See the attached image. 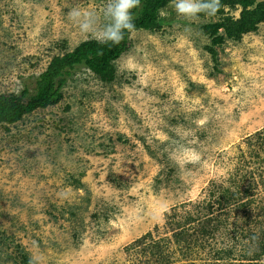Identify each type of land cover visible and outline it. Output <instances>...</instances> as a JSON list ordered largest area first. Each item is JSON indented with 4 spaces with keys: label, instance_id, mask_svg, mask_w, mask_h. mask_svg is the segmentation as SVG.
Here are the masks:
<instances>
[{
    "label": "rangeland",
    "instance_id": "1",
    "mask_svg": "<svg viewBox=\"0 0 264 264\" xmlns=\"http://www.w3.org/2000/svg\"><path fill=\"white\" fill-rule=\"evenodd\" d=\"M104 2L0 0V94L94 40L66 13ZM240 11L169 4L112 82L78 69L61 102L0 124V264H264V22L214 47L202 29Z\"/></svg>",
    "mask_w": 264,
    "mask_h": 264
},
{
    "label": "trees",
    "instance_id": "2",
    "mask_svg": "<svg viewBox=\"0 0 264 264\" xmlns=\"http://www.w3.org/2000/svg\"><path fill=\"white\" fill-rule=\"evenodd\" d=\"M169 4V0H141L139 8L133 10L135 31H158L160 12ZM225 6L230 9L241 7L239 18L233 19L227 15L217 24L202 26L203 33L210 38L211 47L222 44L225 39H238L240 35L255 32L257 25L264 22V3L255 4L254 0H220L217 14L223 15ZM219 29L223 30L222 35L219 34ZM131 33L126 32L118 45L89 40L82 42L71 52L54 56L46 69L34 79L32 91L25 86L19 94H0V124L12 125L37 109H45L61 102L62 89L78 69L87 70L103 83L112 82V65L129 49ZM207 52L216 62L215 50L207 48ZM176 236L181 238L182 233ZM24 263L28 264L27 261Z\"/></svg>",
    "mask_w": 264,
    "mask_h": 264
},
{
    "label": "clouds",
    "instance_id": "3",
    "mask_svg": "<svg viewBox=\"0 0 264 264\" xmlns=\"http://www.w3.org/2000/svg\"><path fill=\"white\" fill-rule=\"evenodd\" d=\"M169 3L177 17L186 21L202 16L214 18L220 8V0H169ZM140 4L141 0H105L102 6L95 8L77 3L68 9L66 18L84 38L118 45L126 32L136 30L133 10Z\"/></svg>",
    "mask_w": 264,
    "mask_h": 264
}]
</instances>
